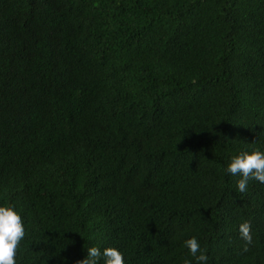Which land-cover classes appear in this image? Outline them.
Returning <instances> with one entry per match:
<instances>
[{"label":"trees","instance_id":"obj_1","mask_svg":"<svg viewBox=\"0 0 264 264\" xmlns=\"http://www.w3.org/2000/svg\"><path fill=\"white\" fill-rule=\"evenodd\" d=\"M264 0H0V206L17 264H264ZM251 224L244 251L239 225ZM199 255V253L197 254ZM98 264H103V257Z\"/></svg>","mask_w":264,"mask_h":264},{"label":"clouds","instance_id":"obj_2","mask_svg":"<svg viewBox=\"0 0 264 264\" xmlns=\"http://www.w3.org/2000/svg\"><path fill=\"white\" fill-rule=\"evenodd\" d=\"M227 171L232 175H239L237 189L240 193L247 191L249 180H256L264 184V151L256 148L251 152L242 151L231 158ZM239 234L245 241L244 251L252 244L251 224L245 221L239 225ZM25 237L24 223L21 215L12 205L0 206V264H17L16 256L20 242ZM185 246L196 259L197 264H207L209 257L201 251L200 244L195 237L185 241ZM199 253V255H197ZM103 257V264H125L124 255L115 247H106L101 252L98 247L87 249L85 258L76 261V264H98ZM184 264H191L185 260Z\"/></svg>","mask_w":264,"mask_h":264}]
</instances>
